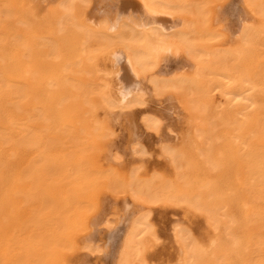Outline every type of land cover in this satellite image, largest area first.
Listing matches in <instances>:
<instances>
[{
  "label": "bare ground",
  "instance_id": "1",
  "mask_svg": "<svg viewBox=\"0 0 264 264\" xmlns=\"http://www.w3.org/2000/svg\"><path fill=\"white\" fill-rule=\"evenodd\" d=\"M7 9L1 264H154L155 208L190 209L214 231L204 243L173 224L172 264H264V0H0ZM168 94L186 116L179 144H159L173 175L118 170L111 115L139 109L138 135L159 136L145 108ZM130 150L147 157L139 140ZM105 195L125 201L117 224Z\"/></svg>",
  "mask_w": 264,
  "mask_h": 264
},
{
  "label": "rangeland",
  "instance_id": "2",
  "mask_svg": "<svg viewBox=\"0 0 264 264\" xmlns=\"http://www.w3.org/2000/svg\"><path fill=\"white\" fill-rule=\"evenodd\" d=\"M5 18H7V20ZM13 18L14 15L11 14L8 9L6 10V12H2V10H0L1 27H8L13 21ZM8 20L10 21L8 22ZM148 99L150 103L145 108V110L147 112L156 114L161 118L163 122V126L159 136L148 138L143 136L140 137L138 135L139 130L137 128V125L140 116L139 109H135L130 113H116L111 115L110 130L112 131V138H109L108 147L111 149V152L116 151L119 154L121 160H118L116 163H114V166L120 171L125 172L128 171L131 167L136 166L142 168L140 170V174L145 177L157 172H163L162 174L164 175L166 174L168 176H172L174 171L172 169V166H170L171 163L166 157L164 158V156H161L159 144H161L162 142L167 143V145L179 144V137H181V134L184 132L183 130L186 129V125L184 124V122L186 121V116L176 105L175 96L173 94H168L159 100L152 99L150 97H148ZM137 140L141 141L145 145L147 155L144 156L148 157L149 155V158L146 157L147 159H140L137 156L134 157L132 151L130 150V147ZM28 155H32V152H30V154ZM114 198L115 197H113V199ZM113 199L112 196H103L100 202V209L104 210L105 215L112 216L111 218L113 220V223L117 224L118 219L115 218L117 216L115 215V213L119 214L120 217L125 214V201L122 197H116L114 201ZM190 211V209L186 208H155L153 210L152 223L159 237V240L157 242L158 244L156 243L154 245L152 249L153 252L151 251L150 253L154 264H166L167 262L169 264H172L175 262L178 248L175 247L176 245L173 243V240L171 238V227L175 223L189 228L194 236L201 242L207 243L210 238H212V236L214 235V231L206 223L205 218L199 213ZM112 214L115 216H113ZM96 226L97 224L95 225V227ZM95 227L92 228V230L95 229ZM96 228L101 229V227L99 226ZM100 235L101 238L97 235L98 237L96 236L93 239L99 240L101 244L105 243L106 241H104L103 239V234ZM88 263L101 264L100 260L97 258L89 259Z\"/></svg>",
  "mask_w": 264,
  "mask_h": 264
}]
</instances>
